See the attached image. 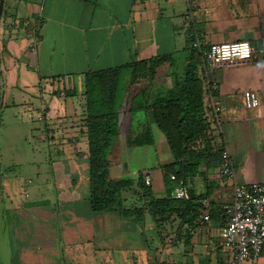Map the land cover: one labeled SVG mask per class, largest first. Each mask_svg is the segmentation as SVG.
<instances>
[{
	"label": "crops",
	"instance_id": "crops-1",
	"mask_svg": "<svg viewBox=\"0 0 264 264\" xmlns=\"http://www.w3.org/2000/svg\"><path fill=\"white\" fill-rule=\"evenodd\" d=\"M15 10L10 34L30 29L36 16L40 41L35 55L27 43L28 57L24 41L11 35L2 40L4 47L0 40V116L33 105L38 96L26 90L40 88V139L57 157H51L49 168L35 170L37 181L28 180L23 189L3 177L0 264H223V208L232 201L233 184L264 182V0H41L37 10L31 3L27 13ZM196 38L206 46L249 42L257 51L250 60L206 72L211 83H218L214 96L224 109L213 124L214 138L229 149L235 179H220L218 168H204L202 176L187 181L189 193L209 195L213 210L210 221L196 223L193 234L177 218L158 225L147 212L140 220L94 213L84 123L86 75L156 56L188 62ZM21 62L25 74L19 70L17 75ZM132 85L123 101L131 98L129 113L123 104L118 109L121 143L119 155L110 159V175L136 181L140 172L150 171L153 195L165 197L175 183L165 184L162 167L173 157L170 149L161 155L167 142L151 112L132 110L145 101L143 90ZM248 91L257 95V108L246 107ZM146 123L154 144L132 147L130 138ZM123 196L127 208L142 207L136 188ZM250 264H264V257Z\"/></svg>",
	"mask_w": 264,
	"mask_h": 264
},
{
	"label": "trees",
	"instance_id": "trees-1",
	"mask_svg": "<svg viewBox=\"0 0 264 264\" xmlns=\"http://www.w3.org/2000/svg\"><path fill=\"white\" fill-rule=\"evenodd\" d=\"M193 43L194 40L183 76L151 102L141 100L132 107L134 111L151 112L154 124L166 139L173 157L170 164L162 167L166 185V179L174 183L172 176L186 184L189 179L202 176L204 168L215 169L221 164L224 147L214 138L215 116L210 102L212 83L206 76L211 69ZM167 64H174V56H156L86 75L84 123L89 144L90 205L96 214L117 213L127 219L135 216L140 220L147 212L158 225L177 218L181 226L187 224L192 230L200 216L213 215L211 205L203 204L209 195L190 192L188 199L180 200L173 198L172 191L168 190L165 197L157 198L151 186L145 183L143 172L136 181L131 178L113 180L110 175L109 154L119 136L117 95L124 70H132L131 82L136 84L142 79L156 77ZM154 142L149 123L129 140L132 147H148ZM3 177L0 165V190H3ZM132 188H136L143 205L131 210L125 206L123 194Z\"/></svg>",
	"mask_w": 264,
	"mask_h": 264
},
{
	"label": "rangeland",
	"instance_id": "rangeland-1",
	"mask_svg": "<svg viewBox=\"0 0 264 264\" xmlns=\"http://www.w3.org/2000/svg\"><path fill=\"white\" fill-rule=\"evenodd\" d=\"M40 2L41 0L4 1L6 11L4 19L0 24V40L7 41L9 36L13 35L14 40L24 41V52L28 57L27 43H30L31 41V35L28 34V30L26 29L23 31L21 29L14 31L13 34H10L12 29L9 27L13 22L12 16L16 11L15 9L19 12L27 13V7L30 3L33 5L34 10H37V8H40ZM36 18L37 17L35 16L29 27L32 31L36 30ZM7 28H9V30ZM5 29H7L8 34H5ZM3 41L1 42L2 45L4 43ZM3 56L6 58L5 53ZM23 64L24 63L21 62L18 65V68L16 69V72L18 71L17 75L19 74V70L22 74H25V67L22 68V66H25ZM26 64L28 65V63ZM186 65L187 61L184 63L182 61L175 62L174 60L173 65L167 64V66H165L156 77L140 80L136 83L139 84L138 87H135L136 84H133L132 90H143L145 99L151 102L158 94L166 92L167 89L174 85L177 79L183 76ZM131 79L132 70H127L122 74L119 83L117 108L119 109V107L123 104L121 107L124 113H129L130 111L129 108L131 105V98H127L125 102L123 101L126 95V88L129 86ZM40 90V88L30 86L26 92H28L27 94L40 97V95H38ZM27 94L25 93L24 97L26 101H29L31 98H29ZM37 98L31 99L33 104L31 106L27 104L24 107H19V109L5 112L4 116H0V165L2 167L4 178H7L4 180V183L9 182L8 179H12L15 180L17 185L22 189L25 187L28 180H33L34 182L37 181L39 174L38 172L35 173V170L38 171L39 167L49 168L48 163L50 162L51 157H57V154L48 146L47 143L41 142L40 134L43 124L39 121V118L42 117V105L38 103ZM17 99L19 100V98ZM120 143L121 140L117 137L110 149V159L114 160L115 157L119 155L118 146ZM166 145L161 152V155L163 156L170 153L169 148ZM155 156L156 155L153 154V157ZM160 159L162 158L160 157ZM134 168L136 167L134 166ZM113 171L115 174L117 173L115 170ZM115 174L113 173V175L117 178V174ZM166 183L171 185V182L167 179ZM0 192H2V190H0Z\"/></svg>",
	"mask_w": 264,
	"mask_h": 264
},
{
	"label": "built area",
	"instance_id": "built-area-1",
	"mask_svg": "<svg viewBox=\"0 0 264 264\" xmlns=\"http://www.w3.org/2000/svg\"><path fill=\"white\" fill-rule=\"evenodd\" d=\"M137 1V0H134ZM31 35L29 51L37 54L39 36L35 31L27 29ZM193 47L203 53L205 64L210 69L219 68L227 63L250 60L256 54V49L249 42H233L227 44H212L206 46L204 41L196 38ZM218 83H212L211 106L215 120L224 111L220 103L215 99L214 93L218 91ZM245 105L249 109L257 108L260 101L256 94L246 92L244 94ZM41 120V118H40ZM145 183L152 184L150 171H144ZM218 176L223 180L233 181L236 176L231 153L224 147L221 154V164L218 168ZM175 183L172 197L175 199H188L189 192L183 181H178L172 176ZM208 207L209 201H203ZM226 222L221 229V246L224 249L223 264H250L264 257V182L251 184H233L232 201L224 206ZM210 221V216L204 214L196 221L203 224ZM194 233V229L190 230Z\"/></svg>",
	"mask_w": 264,
	"mask_h": 264
},
{
	"label": "flooded vegetation",
	"instance_id": "flooded-vegetation-1",
	"mask_svg": "<svg viewBox=\"0 0 264 264\" xmlns=\"http://www.w3.org/2000/svg\"><path fill=\"white\" fill-rule=\"evenodd\" d=\"M5 1V0H4ZM2 7V12H1V16H0V22L4 19V16H5V3L3 2H1V0H0V8Z\"/></svg>",
	"mask_w": 264,
	"mask_h": 264
},
{
	"label": "water",
	"instance_id": "water-1",
	"mask_svg": "<svg viewBox=\"0 0 264 264\" xmlns=\"http://www.w3.org/2000/svg\"><path fill=\"white\" fill-rule=\"evenodd\" d=\"M1 2L3 3L4 0H1ZM1 12H2V7L0 8V16H1Z\"/></svg>",
	"mask_w": 264,
	"mask_h": 264
}]
</instances>
